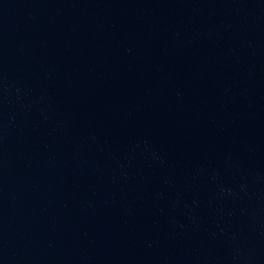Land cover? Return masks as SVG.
<instances>
[{"label": "water", "instance_id": "water-1", "mask_svg": "<svg viewBox=\"0 0 264 264\" xmlns=\"http://www.w3.org/2000/svg\"><path fill=\"white\" fill-rule=\"evenodd\" d=\"M0 264H264V0H0Z\"/></svg>", "mask_w": 264, "mask_h": 264}]
</instances>
